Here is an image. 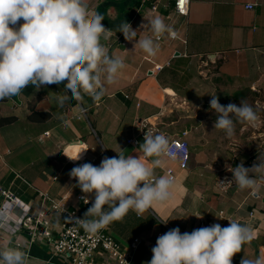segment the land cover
Wrapping results in <instances>:
<instances>
[{"label":"crops","instance_id":"obj_1","mask_svg":"<svg viewBox=\"0 0 264 264\" xmlns=\"http://www.w3.org/2000/svg\"><path fill=\"white\" fill-rule=\"evenodd\" d=\"M153 1L156 9L141 0H89L91 7L104 15L102 23L108 29L127 21L140 39L151 35L142 25L159 15L177 31L176 38L165 36L160 40L161 50L156 57L139 48L134 50L135 42L126 41L120 32L114 33L106 44L111 53L126 58V66L101 99L93 101L85 95L77 101L69 94V100L60 106L53 97L65 93L64 85L54 84L39 90L29 85L21 95L0 100V117H16L14 122L0 125V203L2 189L12 190L23 202L10 215L15 227L23 219V208L30 207L31 212L42 206L48 208L40 192L55 198L68 193L71 207L79 208L84 216L92 201L90 198L86 204L75 199L82 192L77 181L69 178L73 167L83 163L98 166L104 156L121 152L142 156L138 148L146 132L164 133L171 139L187 130L185 138L192 149L187 168L181 169L171 161L165 164L174 166L177 175L173 199L140 216L131 211L139 219L133 235L129 234L132 217L127 214L117 228L124 241L120 242L125 245L141 237L140 245L148 243L165 225L158 216L169 219L166 225L178 227L181 233H190L197 229L201 218L214 219L223 211L222 227L231 218L254 229L252 241L233 257L232 264H240L242 257L255 258L264 253V189L254 197L250 191L238 190L235 184H219L225 178L231 180L232 173L220 172L218 159H210L215 156L210 148L216 141L215 129L206 127V106L201 105V109L195 103L206 101V87L212 84L219 90L221 86L251 85L255 91L264 92V0H191L186 16L176 13L173 0ZM252 3L253 8L246 7ZM156 64L162 66L158 71L154 70ZM224 74L230 79L227 84L220 80ZM207 78L213 83L208 85ZM81 106L87 109L86 115H81ZM31 109L47 111L50 118L30 120ZM201 113L203 119L199 122ZM131 139L137 144L129 142ZM225 148L234 149L230 145ZM63 150L69 156L85 151L80 160L71 162ZM244 156L234 152L226 163L231 167L241 162L244 165L250 160ZM252 165L250 161L244 166ZM197 214L201 217L194 216ZM49 218L51 226L39 228L32 241L28 229H17L14 236L0 230V245L20 242L29 254L30 264L62 263V257H52L51 246L45 241L58 235L62 216L53 214Z\"/></svg>","mask_w":264,"mask_h":264},{"label":"clouds","instance_id":"obj_2","mask_svg":"<svg viewBox=\"0 0 264 264\" xmlns=\"http://www.w3.org/2000/svg\"><path fill=\"white\" fill-rule=\"evenodd\" d=\"M104 19L89 0H0V100L21 95L29 85L39 90L54 84L64 85L65 93L53 97L60 106L69 100V94L77 101L85 95L99 100L107 86L117 83L126 66V58L111 53L106 44L114 33H122L126 41L135 42L134 50L139 48L150 57L160 52L162 38L177 37L175 28L159 15L142 25L151 35L140 39L131 23L121 21L115 29H108L102 23ZM211 96L210 107L217 113L214 129L223 130L228 139L234 138L237 123L260 126L259 108L246 99L221 105L216 95ZM80 112L82 115L85 109ZM138 150L142 156L121 152L104 156L98 166L83 163L70 170V177L85 194L84 202L92 201L83 218L74 220L86 233L97 235L129 211L140 216L173 199L175 178L158 176L156 169L170 161H182L183 146L164 133L146 132ZM84 151L65 155L78 161ZM147 158L151 159L146 163ZM226 167L232 179L225 178L219 182L221 186L235 184L238 190L252 195L264 189L261 156L248 168L243 162ZM158 217L161 223L169 221ZM10 219L7 209L0 210V230L14 236L17 229ZM227 220L226 227L215 223L190 233H181L178 227L170 229L156 239L146 264H232L234 255L254 238V229L238 220ZM0 264H30L29 254L19 245H0ZM240 264H264V253L255 258L242 257Z\"/></svg>","mask_w":264,"mask_h":264},{"label":"built area","instance_id":"obj_3","mask_svg":"<svg viewBox=\"0 0 264 264\" xmlns=\"http://www.w3.org/2000/svg\"><path fill=\"white\" fill-rule=\"evenodd\" d=\"M191 0H173L174 8L177 14L186 16L189 11V3ZM149 2L152 9H156V5L153 0H141V3ZM249 7V4L246 6ZM162 66L156 64L154 70L158 71ZM85 109V112L82 115H86L87 109L83 106L80 109ZM81 113V112H80ZM259 128V127H258ZM257 128V130H258ZM45 134H49V131H46ZM187 130L181 131L180 134L174 136L170 141L175 144L183 146L182 155L184 159L182 161H177L175 164L181 168L186 169L190 161L191 152L190 145L188 140L185 138L187 136ZM137 144V141L134 139L129 140V142ZM63 154H66V151L63 150ZM67 155V154H66ZM65 157L71 161L67 156ZM156 174L159 175H171L177 180V175L174 166L164 165L161 168H158ZM70 180L76 181L74 178L70 177ZM2 199L0 203V210L7 209L10 206V209H7L11 215V212L16 207H21L23 202L20 198L10 189H2ZM84 193H77L75 199L77 202H84L82 197ZM252 195V194H251ZM252 195L254 197L258 196ZM40 196L43 199L44 203H47L48 208L44 206L40 207L36 212H31L30 207H27L24 210L23 219H20L16 223V229H28L30 234H32V240L39 228H49L52 224L51 219L49 218L53 214L61 215L62 220L60 222V228L58 235L56 237H49L45 241L51 246L52 257L56 256L61 259L63 262L59 264H133V258L138 246L140 245L142 238L135 237L127 245H122V243L117 240L111 233V224L104 230H101L97 235H90L84 231L83 228L79 227L74 223V220L77 218H83V215L79 212V208L71 207L69 204V194L65 193L61 197H51L47 193L40 192ZM90 202V200H89ZM253 211L250 212V215L253 216ZM12 218V217H11ZM224 218L223 211H219V215L214 219H204L201 218L198 221V228L208 227L212 224L218 223L222 226ZM165 226H167L165 224ZM162 230L155 232L152 235L151 243L153 247L155 246L156 239L164 234ZM17 245H21L20 242H17ZM152 254V251H151ZM97 257L101 259H97ZM57 264V263H54Z\"/></svg>","mask_w":264,"mask_h":264},{"label":"rangeland","instance_id":"obj_4","mask_svg":"<svg viewBox=\"0 0 264 264\" xmlns=\"http://www.w3.org/2000/svg\"><path fill=\"white\" fill-rule=\"evenodd\" d=\"M210 69L212 70V68H210ZM207 72L211 73L210 70ZM222 76L223 77L220 80L224 79V83L230 81L228 75L224 74ZM206 83H208V85H210L211 83H213V81L210 78H207ZM218 84H220V83H218ZM223 88H225V89L223 90ZM221 89L222 90H219V88L215 89L214 84L211 85V88H209V86L206 87V101L200 100V101H197V104L195 103V106H199V108H201L200 107L201 105L206 106V108L204 107V109H203V110H205V113H206V127L209 125H211V127H214V123L217 119V113H215V111L212 110L210 107V100L212 99L211 95H216V97L219 100V103L221 105H224V101L221 100L223 97H226L228 95H232L236 91H240V90H243L245 92L247 91L246 92V94H247L246 100L250 104H253L254 106L259 108L260 114L262 117V122H261L259 128L258 127L252 128L246 124L237 123L236 124V134H235L234 138H232L231 140L226 137L223 130H219V129L214 130V138L213 139H216V141H213V145L210 148H211L212 152L215 154V156L214 157L211 156L210 159L213 160V159L217 158L218 159V167L221 170L220 172H228L227 167H226V165H227L226 161H227V158L230 156V154H232L234 152H238V153L240 152V154L241 153L245 154V156L243 157L244 159H246L247 157L250 158L249 161H245L244 165H248L250 163V161H252L253 164L258 162L259 156L264 158V92L263 91L262 92H258V91L255 92V90L251 87V85H242V86L233 85V86H225V87L221 86ZM249 91H252L254 93L249 92ZM232 103H234V102H232ZM236 104H239V103H236ZM90 114L91 113H89V115ZM201 115H202V113L197 117V121H199V122L203 119L201 117ZM257 128H258V130H257ZM9 145L14 146L13 143H10ZM226 145H230L234 149L231 150L229 148H225ZM191 151H192V149L190 147V152ZM128 214H130L132 217L129 219V222L132 224L131 230L129 231L130 232L129 234L133 235V234H135L134 230L137 229V224L139 223L138 222L139 219H136L135 215H133L131 213V211H129ZM121 221L122 220L115 221V222L111 223V230L110 231L117 240L124 242L121 240V239H123V237H121L120 233L117 232V228L119 227ZM133 226H134V229H133ZM173 228L174 227H172L171 225L168 224L167 226H165V225L162 226L161 229L158 228L157 231L162 230L163 232L166 233L167 231H169L170 229H173ZM128 243H129V241H127L125 245H127ZM147 247H148V251H149L148 255L146 254L147 253ZM152 248H153V244L151 243V240L148 243H145V244L142 243L139 247V250L135 253V259L133 261V264H146V262L150 261L151 257H152L150 252H151Z\"/></svg>","mask_w":264,"mask_h":264},{"label":"trees","instance_id":"obj_5","mask_svg":"<svg viewBox=\"0 0 264 264\" xmlns=\"http://www.w3.org/2000/svg\"><path fill=\"white\" fill-rule=\"evenodd\" d=\"M246 92L243 90L236 91L232 95H228L226 97H223L221 100L224 101V105H227V104L232 103V102L239 103L241 99H246V96H247ZM249 92H252V91H249ZM252 93H254V92H252ZM28 117L30 120H33V121H45L48 118H50V114L47 111H40L38 109H31ZM15 120H16L15 116L0 117V125L8 124V123L14 122Z\"/></svg>","mask_w":264,"mask_h":264},{"label":"bare ground","instance_id":"obj_6","mask_svg":"<svg viewBox=\"0 0 264 264\" xmlns=\"http://www.w3.org/2000/svg\"><path fill=\"white\" fill-rule=\"evenodd\" d=\"M253 4V3H252ZM256 5V4H255Z\"/></svg>","mask_w":264,"mask_h":264},{"label":"water","instance_id":"obj_7","mask_svg":"<svg viewBox=\"0 0 264 264\" xmlns=\"http://www.w3.org/2000/svg\"><path fill=\"white\" fill-rule=\"evenodd\" d=\"M93 101H95V100H93Z\"/></svg>","mask_w":264,"mask_h":264}]
</instances>
